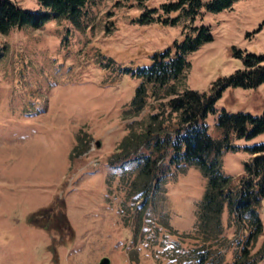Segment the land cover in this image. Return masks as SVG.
<instances>
[{"label": "rangeland", "instance_id": "374dc122", "mask_svg": "<svg viewBox=\"0 0 264 264\" xmlns=\"http://www.w3.org/2000/svg\"><path fill=\"white\" fill-rule=\"evenodd\" d=\"M12 1L42 9L38 0ZM176 1L91 0L75 20L0 33V264H98L104 256L110 264H264V196L261 231L243 259L246 226L230 222L226 208L212 231L198 217L207 183L200 170L172 165L153 140L134 144L169 98L147 95L136 109L135 73L154 54H173L193 27H208L211 40L185 55L177 83L207 96L246 54H264V0L216 12L202 0L194 19L167 10ZM223 110L263 116L264 82L222 90L206 118L214 138ZM260 143L264 131L233 139L223 173L237 179ZM207 233L212 247L202 245Z\"/></svg>", "mask_w": 264, "mask_h": 264}, {"label": "trees", "instance_id": "16d2710c", "mask_svg": "<svg viewBox=\"0 0 264 264\" xmlns=\"http://www.w3.org/2000/svg\"><path fill=\"white\" fill-rule=\"evenodd\" d=\"M88 1L91 0H38L42 9L30 11L20 8L12 0H0V33L15 26L38 27L50 18L75 20L83 14V7ZM234 1L209 0L205 8L211 12L221 11L231 7ZM202 5V0H177L166 8L181 9L194 19ZM193 30L196 34H186L184 40L175 45L173 54L169 50L154 54L148 66L136 70L135 74L141 78L136 90L139 102L137 110L144 108L147 95L154 99L157 94L169 98L159 104V112L150 116L146 130L137 137L134 144L153 140L152 146L155 151L161 152L160 156L168 150V160L172 165L184 162L196 166L207 179L199 219L204 220L207 230L212 231L220 224L226 208L230 222L241 224V229L246 226L250 231L246 239L250 247L243 250V259H250V249L262 227L258 208L264 196V143L248 148L251 158L245 162L244 172L237 179L223 173L221 154L235 148L233 139H249L263 132L264 115L228 113L223 110L215 124L218 138L209 134L206 118L215 112V100L225 87H255L264 82V54H246L243 57L244 67L215 84L212 95L207 96L190 89L180 91L177 83L187 66L185 55L197 49L201 43L211 40L208 27H193ZM151 170L148 164L146 172L150 173ZM212 237L207 233L202 245L214 246L216 241ZM221 242L222 239L217 242L218 246ZM203 262V258L198 259V264ZM253 263V260H249L246 264Z\"/></svg>", "mask_w": 264, "mask_h": 264}, {"label": "water", "instance_id": "95a60500", "mask_svg": "<svg viewBox=\"0 0 264 264\" xmlns=\"http://www.w3.org/2000/svg\"><path fill=\"white\" fill-rule=\"evenodd\" d=\"M99 145H100V143H99V141H97V142H96V146L98 147ZM98 264H110V259H109V257H106V256L102 257V258L99 260Z\"/></svg>", "mask_w": 264, "mask_h": 264}]
</instances>
